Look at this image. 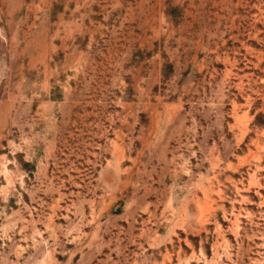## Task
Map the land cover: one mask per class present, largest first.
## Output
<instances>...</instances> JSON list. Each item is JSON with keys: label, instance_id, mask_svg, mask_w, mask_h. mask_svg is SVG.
Returning a JSON list of instances; mask_svg holds the SVG:
<instances>
[{"label": "rangeland", "instance_id": "rangeland-1", "mask_svg": "<svg viewBox=\"0 0 264 264\" xmlns=\"http://www.w3.org/2000/svg\"><path fill=\"white\" fill-rule=\"evenodd\" d=\"M0 264H264V0H0Z\"/></svg>", "mask_w": 264, "mask_h": 264}]
</instances>
